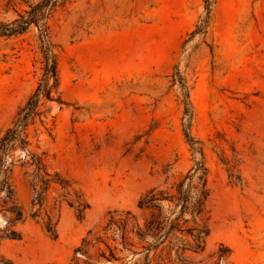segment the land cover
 <instances>
[{
    "label": "rangeland",
    "instance_id": "374dc122",
    "mask_svg": "<svg viewBox=\"0 0 264 264\" xmlns=\"http://www.w3.org/2000/svg\"><path fill=\"white\" fill-rule=\"evenodd\" d=\"M9 1L0 0V25L30 11ZM48 25L62 102L43 98L26 145L7 155L27 219L1 254L13 264H264V0H68ZM39 35L32 24L0 36V140L41 83ZM33 155L69 194L37 181ZM198 161L210 196L197 223L163 201V216L180 218L166 238L131 232L125 245L116 225L106 230L128 212L129 230L135 219L143 226L144 195L176 193ZM46 187L33 217L35 188ZM87 237L102 239L92 259L76 254ZM108 247L113 260L100 256Z\"/></svg>",
    "mask_w": 264,
    "mask_h": 264
},
{
    "label": "trees",
    "instance_id": "16d2710c",
    "mask_svg": "<svg viewBox=\"0 0 264 264\" xmlns=\"http://www.w3.org/2000/svg\"><path fill=\"white\" fill-rule=\"evenodd\" d=\"M68 0H10L9 5L16 7L18 5L25 4L30 8V11H25V14L19 13V18L15 19L11 23L0 25V36H11L24 33L28 28L35 24L40 32V49L44 56L45 68L44 74L41 79L36 92L30 97L26 105L20 110L18 119L14 126L6 131L2 139L0 140V218L6 220V224L3 228H0V246L1 242L5 239H20L21 233L16 229L19 223H23L27 219V215L23 207H21L17 201L16 193L11 181L10 166L6 165L7 155L18 141L22 147L26 145V129L36 116L41 115L40 102L43 98L49 101H57L61 103V94L59 92V75L57 54L54 51V45L50 38V27L48 25V19L53 10L61 2ZM209 5V0H205ZM189 143L195 151H200L204 156L202 148L197 146L193 137L187 135ZM33 164L36 166L37 181L42 182L47 187L51 183L61 184L62 189L66 190L69 194L68 185L62 181L58 173L52 175L46 169L42 163V159L33 155ZM208 169L203 162H197L196 166L192 168L176 185V193L171 191L160 190L159 187L153 188L139 202L140 209L146 213L143 226L135 219L132 229L128 227L131 224L130 212L125 217L116 218L111 217L106 230H111L113 225L118 228L119 235L121 236L123 243L126 245L129 241V234L133 232L139 239L145 240L148 237H154L157 239L166 238L168 234L178 227L177 220L182 218L185 214H190L195 223L205 214L206 203L210 196V190L208 188L207 181ZM194 177H196L197 183L194 184ZM37 191L35 188V198L32 201V216L39 217L41 215V208L45 202V190ZM163 201H169L174 204L175 210L179 209V217L175 220H170L169 217L163 216V207L161 203ZM36 206L38 208L36 209ZM46 229L52 236H57L56 224L53 223L52 216L46 213ZM170 221V230L166 231L167 224ZM185 222H188L185 220ZM196 234H193L194 241L199 248V241L202 239V232L199 228ZM92 231L89 232L90 236ZM102 242L100 237H93L91 239L85 238L82 242V246L76 250V254L80 253L85 255L88 259H92L89 255L90 248L95 244ZM110 255L106 256L105 253H101L100 256L107 260L115 259L114 253L110 247ZM150 247H146L149 250ZM88 264H92L87 262ZM0 264H13L12 261L3 256L0 252Z\"/></svg>",
    "mask_w": 264,
    "mask_h": 264
}]
</instances>
